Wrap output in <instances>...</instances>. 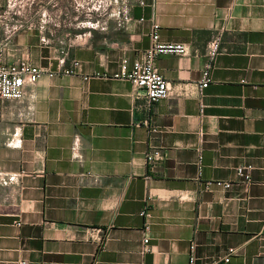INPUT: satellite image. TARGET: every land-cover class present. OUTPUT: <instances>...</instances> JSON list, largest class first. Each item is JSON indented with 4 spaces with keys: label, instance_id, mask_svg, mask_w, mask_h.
Here are the masks:
<instances>
[{
    "label": "crops",
    "instance_id": "0c3cea01",
    "mask_svg": "<svg viewBox=\"0 0 264 264\" xmlns=\"http://www.w3.org/2000/svg\"><path fill=\"white\" fill-rule=\"evenodd\" d=\"M137 1L100 28L72 0H0V61L53 72L0 98V170L22 173L0 186V264H187L191 241L195 264H264V0ZM151 20L189 52L155 58L173 94L151 104L149 135L129 81L83 76L139 57ZM216 33L200 114L194 87ZM150 145L161 150L152 166ZM248 164L245 183L235 168ZM215 180L231 185L203 188Z\"/></svg>",
    "mask_w": 264,
    "mask_h": 264
},
{
    "label": "built area",
    "instance_id": "2783aa9c",
    "mask_svg": "<svg viewBox=\"0 0 264 264\" xmlns=\"http://www.w3.org/2000/svg\"><path fill=\"white\" fill-rule=\"evenodd\" d=\"M137 1V0H136ZM115 7L110 9L108 16H116L118 19L125 21L128 19V13L133 4V0H110ZM138 4H143V1L138 0ZM139 20H143V17H140ZM92 27L104 28L105 23L98 24L95 22L91 24ZM160 25L155 21H150L149 36L150 42L147 48H145L139 57L128 61V59L123 58L120 62L118 71L108 75L105 72H96L91 75L83 76L84 79L89 78L90 76H101V77H113L118 79H123L129 81L134 87L135 91H140L141 96L135 94V97H141L144 101L143 105L146 108L147 115L143 120L137 121L136 125L143 124L147 127L149 135L157 132V128L151 123V114L150 108L151 104L168 97L173 94L171 85L159 72L158 68L155 66V58L159 54H173V55H187L189 50L184 43L180 42H167L160 39L159 34ZM221 35L216 33L213 35L205 46V60L201 70V77L199 81L195 84L194 91L197 93L199 102L198 108L199 113L203 112L204 104L201 101V94L203 89L211 81L210 71L213 65L215 56L220 51ZM78 65L77 60H72V63L69 67L61 68L60 73H73L75 72V67ZM53 75V72L45 71L37 66L32 65L26 60H19L13 63H7L0 61V98L4 99H20L23 96L24 87L27 84H32L37 81V79L42 74ZM264 135V134H263ZM161 156V150L159 147L150 145L145 153V161L147 165H155L157 160ZM198 174L201 173L202 167V155L199 152L197 161ZM252 169L251 165H239L235 168L236 174L243 182L249 183L251 181L250 171ZM22 173H10L0 170V186H8L15 183H19V179ZM212 185H219L222 187H229L231 181H205L203 182V188L208 190ZM178 198H184L183 193L178 194ZM151 195L147 194L145 197V204L143 209L139 214L143 217L149 215V203ZM148 226H144V235L142 238V250H148V236L146 235ZM189 253L187 258V264H195L196 257L194 255L195 243L191 241L188 245ZM235 252L234 248H228L227 253L224 257L219 260L226 263L229 261V256ZM217 259L213 260H203L200 264H216Z\"/></svg>",
    "mask_w": 264,
    "mask_h": 264
},
{
    "label": "rangeland",
    "instance_id": "374dc122",
    "mask_svg": "<svg viewBox=\"0 0 264 264\" xmlns=\"http://www.w3.org/2000/svg\"><path fill=\"white\" fill-rule=\"evenodd\" d=\"M72 5L77 9L79 16L82 17V22H85L87 16L93 17L90 25L95 22L98 24L106 23L110 9L115 7L110 0H72Z\"/></svg>",
    "mask_w": 264,
    "mask_h": 264
}]
</instances>
